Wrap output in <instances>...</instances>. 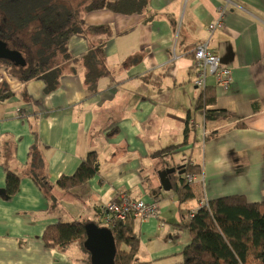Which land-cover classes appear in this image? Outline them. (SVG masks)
Wrapping results in <instances>:
<instances>
[{"label": "crops", "instance_id": "obj_1", "mask_svg": "<svg viewBox=\"0 0 264 264\" xmlns=\"http://www.w3.org/2000/svg\"><path fill=\"white\" fill-rule=\"evenodd\" d=\"M145 1L142 12L87 13V25H108L111 33L71 37L72 61L53 92L41 79L0 71V264H89L78 244L46 247L44 231L57 222L98 224L101 207L121 193L161 208L158 219L135 221L137 259L180 264L191 241L183 224L201 201H264V0ZM225 2L224 26L211 34ZM100 41L105 75L92 90L83 58ZM204 41L233 77L229 89L208 77L216 93L208 108L225 112L210 120L197 109L205 89L196 86L193 66L194 47ZM33 147L53 185L48 194L28 172ZM90 151L98 154L99 173L71 190L58 188ZM181 164L200 167L199 196L184 202L174 187L182 181L171 174L166 191L159 174ZM8 169L21 176L9 196Z\"/></svg>", "mask_w": 264, "mask_h": 264}, {"label": "trees", "instance_id": "obj_2", "mask_svg": "<svg viewBox=\"0 0 264 264\" xmlns=\"http://www.w3.org/2000/svg\"><path fill=\"white\" fill-rule=\"evenodd\" d=\"M146 4L145 0H0V39L21 52L27 61L26 66H16L9 60H0V65H5L8 70L15 68L18 76L10 73L23 81L43 80L46 92H53L61 83L66 65L72 61L68 47L71 37L90 32L111 33L108 25H87V13L109 9L119 14H131L142 12ZM103 47L104 41H100L83 58L85 80L92 90L105 75ZM215 102V90L207 87L198 99L197 109L208 120L217 118L225 112L208 108ZM35 150L33 147L29 154L28 172L48 194L53 185L40 172L43 158ZM179 166H183L185 172L171 175L172 181L175 178L182 181L181 185L174 184L179 200L184 202L198 197L197 183L185 182L184 175L187 172L196 174L200 167L196 164ZM99 169L98 154L90 151L75 173L61 176L56 186L71 190L97 175ZM20 183L21 176L8 169L3 192L7 196L16 194ZM86 225L87 222L80 220L50 224L43 234L45 246L66 251L71 245L78 244L88 254L91 264L85 247ZM183 226L187 228L191 241L183 249L180 264H264V201L249 202L242 195L210 199ZM111 230L117 248L115 264H142L137 259L140 238L135 221L132 218L117 221Z\"/></svg>", "mask_w": 264, "mask_h": 264}, {"label": "built area", "instance_id": "obj_3", "mask_svg": "<svg viewBox=\"0 0 264 264\" xmlns=\"http://www.w3.org/2000/svg\"><path fill=\"white\" fill-rule=\"evenodd\" d=\"M229 7H231V5L225 2L224 5L219 8L218 18L209 24V31L211 34L224 26ZM193 66L198 73L195 84L203 90L208 86L209 76H214L217 85L224 89H229L232 84L233 77L231 68L224 65L220 57L211 50L209 41L198 43L194 47ZM192 123L195 125V121H192ZM199 126L198 124V127ZM205 134H207L206 131ZM184 178L187 183L196 182L197 175L187 172ZM202 205H207V200L201 201L199 207ZM198 208L190 211V218L195 216ZM160 209L157 200L148 202L144 199H134L127 193H121L101 207V221L109 228L114 226L117 221H124L128 218L144 223L150 219H158L160 216Z\"/></svg>", "mask_w": 264, "mask_h": 264}, {"label": "water", "instance_id": "obj_4", "mask_svg": "<svg viewBox=\"0 0 264 264\" xmlns=\"http://www.w3.org/2000/svg\"><path fill=\"white\" fill-rule=\"evenodd\" d=\"M0 60H9L16 66H26L27 61L18 50L12 49L0 39ZM185 172L183 166L167 168L160 172L162 187L169 191L172 189L170 175ZM87 240L85 247L90 254L91 264H115L117 248L111 228L99 226L93 222L86 225Z\"/></svg>", "mask_w": 264, "mask_h": 264}, {"label": "rangeland", "instance_id": "obj_5", "mask_svg": "<svg viewBox=\"0 0 264 264\" xmlns=\"http://www.w3.org/2000/svg\"><path fill=\"white\" fill-rule=\"evenodd\" d=\"M3 69H5L6 71H8V68H6V66L5 65H0V71L1 70H3ZM10 69H11V71H10ZM9 69V72H13V74H17V76H18V73H17V71L15 70V68H10ZM98 225L99 226H103V227H106L107 225L103 222V221H98ZM85 253V252H84ZM82 254L81 256L83 257V258H86L87 260H88V262H89V256H88V254L86 253V254Z\"/></svg>", "mask_w": 264, "mask_h": 264}]
</instances>
